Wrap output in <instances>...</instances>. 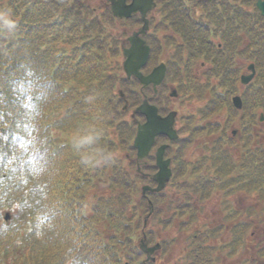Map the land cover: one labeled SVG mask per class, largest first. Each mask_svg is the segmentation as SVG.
<instances>
[{
    "label": "trees",
    "instance_id": "1",
    "mask_svg": "<svg viewBox=\"0 0 264 264\" xmlns=\"http://www.w3.org/2000/svg\"><path fill=\"white\" fill-rule=\"evenodd\" d=\"M156 2L170 23L159 22L154 30L170 29L182 39L178 44L172 36L165 38L174 46L167 75L177 80L179 92L187 95L193 90L192 62L204 58L210 63L206 73L219 80V92L211 87L213 97H229L237 89L241 65L236 60L243 57L251 59L258 71L256 81L242 93L245 122L254 120L258 107L264 113V20L255 8L245 11L222 0L223 7L203 6L205 13L191 19L183 0ZM0 13L16 21L12 31L0 30V211L9 209L13 214L8 224L0 223V255L7 256L12 247L21 264H123L124 260L143 264L137 263L142 255L133 234L146 208L139 190L144 179L125 157L114 154L117 149L133 154L135 128L125 118L116 89H123L129 107L140 99L136 81L126 80L116 61L119 39L110 33L115 19L107 8L95 14L79 0H0ZM122 23L132 26L138 19ZM160 48L153 44L150 62ZM203 130L192 128L167 149L174 163L171 187L182 196L168 202L170 219L158 220L164 227L177 213H191L193 221L194 194L204 201L215 191L225 196L244 189L264 202V146L251 147L250 129L242 126L238 145L225 129L220 130L213 163L208 164L211 157L204 155L193 164L184 156L192 136ZM213 130L209 127L207 133ZM91 134L97 136L93 144L81 150L73 146L75 138ZM96 152L107 158L98 164L83 163L85 153ZM211 166L214 176L208 171ZM182 176L188 180L178 183ZM160 195H148L156 207ZM155 211L158 216L161 208ZM240 228L243 235L247 227ZM220 231L216 226L193 237L185 264H215L219 258L211 254L216 248L205 241ZM147 236L154 241L152 230ZM236 245L227 255L235 252ZM218 248L228 250L227 245Z\"/></svg>",
    "mask_w": 264,
    "mask_h": 264
},
{
    "label": "water",
    "instance_id": "2",
    "mask_svg": "<svg viewBox=\"0 0 264 264\" xmlns=\"http://www.w3.org/2000/svg\"><path fill=\"white\" fill-rule=\"evenodd\" d=\"M107 1L113 16L126 18L130 17L132 13L138 12L141 21L143 22L142 26L137 31L127 37L126 40L129 45L127 47H122V55L124 58L122 67L126 76H135L144 87L148 84H152L153 86L158 85L165 73V66L163 63L154 67L147 75H143L140 70L141 67L145 65L149 54V47L145 44V41L140 37V35L144 34L148 27L146 14L148 10L155 6L154 0H130L129 3H127L126 0ZM256 5L260 10L261 15L264 16V0H258ZM248 68L253 72L252 65ZM251 77L252 74L246 77H241V82L246 83ZM233 103L237 108H239V97H234ZM133 113L142 114L146 118L144 123L137 124L136 133L133 138V147L136 149V159L140 160L147 155L156 135H166L169 139L176 138L175 130L172 128L173 113H170L165 117H160L157 114L156 108L148 105L145 100L135 108ZM165 146L166 145L160 146L155 152L156 165L159 170L152 175L151 178L157 183V185L154 188L142 186V193L146 190L158 192L164 187L170 177V170L168 168L169 160L162 159ZM7 218L8 214H5L4 219ZM139 248L149 258L156 246L147 247L144 241H140Z\"/></svg>",
    "mask_w": 264,
    "mask_h": 264
},
{
    "label": "rangeland",
    "instance_id": "3",
    "mask_svg": "<svg viewBox=\"0 0 264 264\" xmlns=\"http://www.w3.org/2000/svg\"><path fill=\"white\" fill-rule=\"evenodd\" d=\"M89 2V5L91 6H100V7H104V3L105 0H86ZM189 2V1H188ZM123 24L122 23H117L113 26L110 27V31L112 34H117L120 33L121 31H124L125 29H123ZM138 25H133L132 28L136 29L138 28ZM125 34V33H124ZM163 58H165V56L161 55L160 58L157 57V60H155V64L160 61V60H164ZM117 61L121 62V57L118 56L116 58ZM251 59H244V65H246ZM114 62V60H113ZM245 70V69H244ZM170 86H176V82H174V84L172 85L171 82H168L167 87L170 89L172 87ZM168 90H166L164 92V96H167ZM167 105L169 107L172 108H176L179 109L180 113H186L187 112V108L188 109H194V108H198L197 106L200 105L201 101L200 100H194L192 98L188 99V97H184V96H180L178 95L176 98H169L167 97V101H166ZM188 104V105H187ZM193 106V107H191ZM222 114V113H220ZM259 114V112L257 111V115ZM126 118H129L128 114H126ZM112 136V135H111ZM65 137V136H64ZM117 152H115V155L118 156H123L125 153V150H121V149H117ZM126 154V153H125ZM139 184H143V182H140ZM100 190V188H99ZM106 186H104V192L105 194H107L106 191ZM168 193L171 194H175L178 193L176 195H180L179 192H175L176 190H173V188H167ZM174 191V192H173ZM232 201L236 202L237 204H246V205H253L255 207V209H257L258 214L255 215L253 218L250 216L249 213H245V220L248 221L251 224V232H252V236H250L247 240V246L245 247V251H246V257L252 259L253 257H256L257 260L259 259V257L255 254V250H257L259 247L264 246V202L263 200L260 199V202H255V199L253 197H248V196H243V194L239 193V195L232 197ZM136 202V200H135ZM219 204V200L214 197L211 200H208L206 203V207L205 210H203V216L200 217V222L198 227L199 228H204V227H213L215 225L221 224L223 222L222 220V212L220 210V208L218 207ZM241 207V206H240ZM248 207V206H246ZM14 212L16 211V208L12 209ZM3 212L0 211V213ZM15 214H17L15 212ZM147 214V208H143L142 212H141V221L143 220L144 216H146ZM203 217V218H202ZM0 223L2 222V218L0 216ZM157 212L155 211V209H153L152 214L147 217L146 219V226L144 229V232H149L151 230L154 231V233H156L158 235V238L161 240H166V239H171L169 241V246L170 248L167 250L166 255H161V252H156L154 254L155 256V264H177L179 263V261L183 258H185L186 256L184 255V247L187 246L186 243L190 241V235L191 233L196 230L195 229V225L193 226H188L187 228H185L184 232H181L178 228V224L177 222L174 223V225H171L170 227H166V228H161L159 222H157ZM141 225L142 223L140 222V226L137 229L136 232H134V242L138 243L139 240L142 237V233L140 232L141 229ZM157 236H155L156 241H161L158 240ZM256 244V247H255ZM167 245V244H166ZM256 248V249H255ZM255 249L253 252L252 250ZM14 249L11 247L9 254L11 253V256L8 259V255L7 256H3L0 255V260L2 262H5L8 260V264H21V259L16 257L15 254L12 252ZM240 255H237L236 257H234V261L237 264L238 260H239ZM142 260V256H140V258L137 260L138 262H141ZM125 261V260H124ZM234 261H232V258H225L220 264H234ZM259 264H264V259L261 260V263Z\"/></svg>",
    "mask_w": 264,
    "mask_h": 264
},
{
    "label": "flooded vegetation",
    "instance_id": "4",
    "mask_svg": "<svg viewBox=\"0 0 264 264\" xmlns=\"http://www.w3.org/2000/svg\"><path fill=\"white\" fill-rule=\"evenodd\" d=\"M208 3H210L208 5H211L212 3H216V6H218V7H222L224 5V3H222V2L221 3L220 2H208ZM203 13H205V12H202V10H201V11H198V12H192V14H188V15H191V19H192L193 16L194 17H199V15H202ZM155 14L157 15V13H155ZM153 16H154V12L150 13V19H149V21H150L151 25L154 26L157 23L156 22H151ZM186 23H188V22L186 21ZM151 25H150V28H149V30L147 32V36H146V38H148V41L151 40V36H152L151 34H152V31H153V27ZM162 35H163V32L162 31H159V36H157V37H160ZM179 40H180V37H177L176 36V41H179ZM183 62L186 63V60H184ZM198 63L199 64L197 65V61L192 62V66H191L192 67V69H191L192 72H191V74L193 75V77H199L201 79H205V76L206 75H203V74H204V68L206 67V64L203 61H199ZM195 100H199V99L198 98H195ZM168 109H170V108H168ZM211 122L212 123H215L214 120H211ZM196 147H198V146H196ZM201 151L202 150L199 147L197 149H195V154H197V157L200 156L199 153ZM241 194H243V196H245V193L244 192H241ZM233 195H231V196H233ZM231 196L230 195H226L225 197H222V196H220L219 194L216 193L215 196H212L211 195L210 198H209V200H211L214 197H216L219 201H221L222 199L226 198L228 201L227 202H224L225 204H223V203H219L218 204V207L220 208V210H224V208L229 209L230 207H232L234 209H238L239 211H244L245 208H246V206H248V205L241 204V203L240 204H237L236 202L232 201V199H231V202H230V199L229 198ZM206 203L207 202H204V203L195 202L194 203V206L196 208V210H195V221H194L196 231H198V225H199V223H201L200 222V217L203 216V210H205ZM238 219H240V218H238ZM238 223L239 224L240 223H244V219L242 218V219L238 220ZM242 232H243V229H240L239 230L240 235H241ZM250 236L253 237L251 231L249 232V237ZM246 238H247V236H246ZM227 240H229V244H233L234 241L237 240L238 244L240 245L238 247L239 250H238V254H237V255H240V257H239L240 259H239V263L238 264H245V261L244 260L246 259V251L244 249L245 248L244 247V245H245L244 237L238 236L236 239H231V238L228 237ZM254 250L255 249H253L252 252ZM255 254H257V250H255ZM253 258H256V257H253Z\"/></svg>",
    "mask_w": 264,
    "mask_h": 264
},
{
    "label": "clouds",
    "instance_id": "5",
    "mask_svg": "<svg viewBox=\"0 0 264 264\" xmlns=\"http://www.w3.org/2000/svg\"><path fill=\"white\" fill-rule=\"evenodd\" d=\"M16 21L11 18L6 13H0V30L12 31L15 28ZM97 140V136L95 134L87 135L83 138H75L73 140V146L77 150H81L86 148L87 146L93 144ZM107 157L103 156L100 152L85 153L83 156V163L85 164H98L105 160Z\"/></svg>",
    "mask_w": 264,
    "mask_h": 264
}]
</instances>
